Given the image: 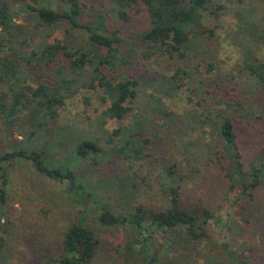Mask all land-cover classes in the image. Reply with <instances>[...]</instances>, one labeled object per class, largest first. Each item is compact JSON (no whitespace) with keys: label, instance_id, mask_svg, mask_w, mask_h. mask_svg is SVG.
<instances>
[{"label":"trees","instance_id":"obj_1","mask_svg":"<svg viewBox=\"0 0 264 264\" xmlns=\"http://www.w3.org/2000/svg\"><path fill=\"white\" fill-rule=\"evenodd\" d=\"M228 2L240 5L237 14L251 28V36H246L242 42L241 73L222 72L216 64L210 63L205 77L198 81L189 80L191 95L198 98L196 107L184 119L187 120L185 127H178V131L187 134L191 130L188 137L194 132L196 137L181 143L186 164L179 161L163 167L168 207L148 211L138 205L136 209L128 208L118 213L103 205L102 224L122 226L127 230L125 253L128 261L135 255L140 258V264H193L195 244L206 235L213 213L207 209L199 212L184 205L181 189L183 181L199 173L201 166L213 160V156L218 155L220 162H226V176L231 181V190H236L235 202L252 199L254 190L264 182V151L246 167L235 125L238 117L264 120V102L252 101L264 93V9L258 11V20L255 21L253 11L242 5L245 0L108 1L110 11L124 21L132 18L130 7L143 3L151 26L142 37L151 43L154 52L180 59L189 58L206 35H214L215 30L204 25V12L219 19L227 10ZM14 3L17 6H13ZM20 13H27L38 26L53 29L64 24L68 26L66 32L69 36L74 30H83L87 37L76 45L69 43L71 38L49 42L50 33L36 39L40 30L37 34L34 30H23L25 25L16 20ZM85 15L80 0H0V31L6 32L5 36H0V83L9 87L8 92L0 95V118L7 130L20 122L29 134L25 145L16 148L11 140L12 151L0 154V264H17V255L3 222L9 218L6 161L27 158L39 171L60 181L66 180L73 192L95 196L75 174L72 164L76 159L103 152L101 141L106 139L112 154L120 155L132 164L144 158V149L150 143V137H144L147 124L141 119H135L112 133L103 135L100 130H86L78 137L58 125L62 108L81 88L100 87L102 99L109 102L103 114L119 120L133 109V102L140 93L137 79H118L106 74L105 66L114 67L126 62L118 55L117 47L122 39L117 32L105 33L104 14L93 10L95 18L83 21ZM61 57L68 59V63L55 68L56 84H33L32 76L25 69L26 63L51 64ZM185 76L192 78L191 72L178 67L172 77L160 74L151 80V84L159 94L172 96L186 84L182 80ZM230 85L240 90L239 98L230 99L219 94L220 88ZM189 100L193 102L194 99L190 96ZM151 108L160 114L167 126L180 118L167 109L159 96ZM66 136L70 141L64 140ZM62 139L66 144L74 143V153L69 158H63L61 152L55 155L63 148ZM200 158L207 161L201 162ZM229 224L226 223L227 227ZM157 232L163 233L167 253L180 252L175 258L161 257L158 250L153 249L150 239ZM100 245L101 240L94 229L80 219L66 231L61 254L47 261L49 264H95ZM223 248L231 264H252L242 259L238 250L231 249L228 243H223Z\"/></svg>","mask_w":264,"mask_h":264},{"label":"rangeland","instance_id":"obj_2","mask_svg":"<svg viewBox=\"0 0 264 264\" xmlns=\"http://www.w3.org/2000/svg\"><path fill=\"white\" fill-rule=\"evenodd\" d=\"M80 1L86 10L83 21L95 18L93 10L100 12L105 16V33L109 35L117 32L122 39L117 47L118 55L125 58L126 62L114 67L105 66L104 71L118 79H137L141 94L133 102V109L129 114L119 120L103 114L109 102L102 99L103 91L100 87L81 88L62 108L58 125L68 128L78 137L86 130H100L103 135L112 133L119 127L130 125L135 119H141L148 128L144 137H150L151 140L144 149V158L132 164L122 156L112 154L111 145L106 139L101 141L103 152L76 159L72 164L75 174L95 196H81L73 192L66 180L60 181L39 171L27 158L6 161L9 218L3 222L5 221L9 232L6 234L13 243L17 264H49V258L61 254L68 228L80 219L93 228L101 240L95 264H140V258L135 255L129 261L126 259V228L107 227L100 221L103 205L118 213L128 208L136 209L138 205L148 211L168 207L169 197L162 176L163 167L179 161L186 164L181 143L185 139L196 137V132L188 137L191 130L187 134L178 131V127H185L187 120L184 119L194 110L198 98L191 95L188 82L205 77L210 63L216 64L222 72L240 74L244 50L242 42L246 36H251V28L237 14L240 5L228 2L227 10L219 19L204 12V25L214 29V35H206L201 39L189 58H170L154 52L151 43L142 37V33L151 26L148 10L143 3L130 7L132 18L124 21L110 11L109 0ZM242 5L250 12L253 11L256 21L258 11L264 9V0H245ZM13 6H17V3ZM16 20L25 25V31L34 30L37 34L40 30L41 33L36 37L39 40L50 33L49 42L71 38L69 43L76 45L87 37V32L83 30H74L72 37L69 36L66 32L68 26L64 24L53 29L38 26L27 13H20ZM5 35L6 32L0 31V36ZM7 50L6 48V53L9 52ZM67 63L68 59L61 57L51 64L26 63L25 69L32 76L33 84H56L55 68ZM178 67L191 72L192 78L185 76L182 80L186 84L172 96L159 94L151 80L160 74L172 77ZM8 91V85L0 83V95ZM219 94L235 99L239 98L240 90H235L230 85L220 88ZM157 96L162 98L169 111L179 115L177 122L167 126L160 114L152 111L151 105ZM190 96L193 97V102L189 100ZM252 101L264 102V93ZM235 125L244 162L249 167L264 151V120L238 117ZM26 130L20 122L7 130L0 118V154L12 151L11 140L16 148L25 145L29 137ZM66 137L64 140H68L69 137ZM64 140H60L63 148L55 155L61 152L63 158H69L74 153V143L66 144ZM213 158L209 162L200 158L201 162L206 163L201 166L199 173L183 181L181 189L184 205L199 212L207 209L213 213L206 235L196 242V249L193 248L195 252L192 263L231 264L223 248V243H228L231 249L238 250L242 259L252 264H264V182L254 190L252 199L235 202L236 190H231V181L226 176V162H220L218 155ZM228 222L230 224L227 227ZM150 244L154 250H158L161 257L168 256L170 260L180 253L166 252L162 232L155 233Z\"/></svg>","mask_w":264,"mask_h":264}]
</instances>
